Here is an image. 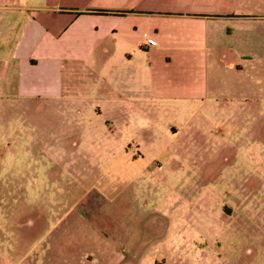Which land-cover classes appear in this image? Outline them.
I'll return each instance as SVG.
<instances>
[{
  "label": "rangeland",
  "instance_id": "1",
  "mask_svg": "<svg viewBox=\"0 0 264 264\" xmlns=\"http://www.w3.org/2000/svg\"><path fill=\"white\" fill-rule=\"evenodd\" d=\"M37 86L0 94V264H264V82L178 134Z\"/></svg>",
  "mask_w": 264,
  "mask_h": 264
},
{
  "label": "crops",
  "instance_id": "2",
  "mask_svg": "<svg viewBox=\"0 0 264 264\" xmlns=\"http://www.w3.org/2000/svg\"><path fill=\"white\" fill-rule=\"evenodd\" d=\"M263 67L264 0H0V94L57 85L114 122L135 116L125 129L160 113L178 134V114L245 101L254 115Z\"/></svg>",
  "mask_w": 264,
  "mask_h": 264
}]
</instances>
